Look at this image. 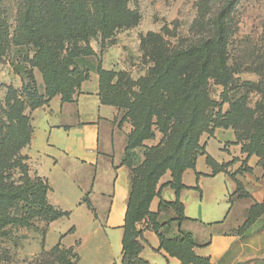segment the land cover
Segmentation results:
<instances>
[{
	"label": "rangeland",
	"instance_id": "1",
	"mask_svg": "<svg viewBox=\"0 0 264 264\" xmlns=\"http://www.w3.org/2000/svg\"><path fill=\"white\" fill-rule=\"evenodd\" d=\"M26 1L0 0V31L5 33L0 38L6 40L0 56L2 120L8 97L10 102L12 97L22 99L24 112L31 117V112L61 87L65 77L69 95L76 91L79 74L85 76L96 66L102 67L104 55L113 77L111 83L104 84L106 98L121 104L122 118L124 104L139 91L141 78L153 75L174 53L199 46L216 34L215 19L226 0H115L114 7L109 0V5L106 0H30V9ZM234 4L222 19L221 41L212 49L222 58L227 87L214 77L208 78L205 90L214 103L207 112L214 118L217 112L228 110L224 99H237L256 119L264 116V0H235ZM40 5L43 15L37 12ZM80 10L84 11L82 16ZM110 16L115 19L106 28ZM198 63L199 56L190 55L179 65L174 82L161 87L166 97L174 100L180 94L177 90L188 86ZM254 119L248 114L245 125L236 129L241 143L248 140L244 131ZM152 128L154 136L131 155L128 150L122 161L138 164L145 159L147 148L163 145L162 133ZM210 145L212 151L219 150L217 141ZM12 172L13 181L20 175L25 177L21 168ZM263 212L264 204L255 206L254 219ZM46 224L37 218L31 228H9V234L0 238V249L7 251L9 259L0 264H27L38 257L42 247L49 250L59 239L57 231L62 225L46 235ZM87 253V249L82 252L83 257Z\"/></svg>",
	"mask_w": 264,
	"mask_h": 264
},
{
	"label": "crops",
	"instance_id": "2",
	"mask_svg": "<svg viewBox=\"0 0 264 264\" xmlns=\"http://www.w3.org/2000/svg\"><path fill=\"white\" fill-rule=\"evenodd\" d=\"M101 65L102 69H112L105 55ZM99 78L91 69L69 100L56 94L35 108L31 112L30 142L21 148L22 173L32 183L47 184L48 204L68 212L51 221L45 232L47 235L62 225L55 244L77 252L73 264L82 260L86 264H121L122 258L131 190V170L122 158L132 125L122 120L117 106L102 102ZM212 141L220 144L219 150L212 151ZM200 143L205 154L197 157L194 169L187 168L181 175L184 187L179 200L186 219L180 227L192 234L198 244L194 253L207 258L209 264H264V212L247 220L251 206L264 202V171L257 164L258 158L241 151L232 128L216 127L211 133H203ZM207 155L222 166L219 171L214 172L207 163ZM171 181L167 170L149 204V211L157 213L160 221L175 216L171 206H160L161 200L176 199ZM137 226L144 239L139 254L143 260L180 264L177 257L160 247L149 218Z\"/></svg>",
	"mask_w": 264,
	"mask_h": 264
},
{
	"label": "trees",
	"instance_id": "3",
	"mask_svg": "<svg viewBox=\"0 0 264 264\" xmlns=\"http://www.w3.org/2000/svg\"><path fill=\"white\" fill-rule=\"evenodd\" d=\"M106 1L108 3V0ZM114 2L115 0H109L110 6H116ZM26 3L29 4L27 9L33 8L30 0ZM234 3L235 0H226L223 4L215 19L217 31L212 38L199 46L174 53L153 75L141 78L139 91L133 100L124 104L126 111L122 119H128L132 125L127 136L124 154L127 155L129 150L131 155V152L141 146L144 140L152 138L153 126L162 133L163 145L158 144L147 148L145 159L138 164L128 165L123 161L131 170V190L123 225L121 264H151L139 255L144 239L142 229L138 228L137 223L146 217L149 218L152 229L160 239V247L169 255L177 257L180 264H209L207 258L194 253L193 247L198 244L192 234L180 227L181 222L186 219L183 214V205L179 200V192L184 187L181 183V175L187 168L194 169L197 157L205 154L204 145L200 143L203 133H211L216 127L232 128L235 133V142L241 145V151L246 153L247 157L255 155L258 158L257 164L261 163L264 171V116L259 115L254 119L253 111L245 105L240 107L237 99L232 101L224 99L223 101L229 104L228 110L225 113L217 112L214 118H211L207 112L214 103L205 90L208 78L214 77L216 81L227 87L226 73L220 62L222 58L212 49L221 41L222 19L235 5ZM83 4L86 5L85 2H82ZM41 8L40 5L38 8L40 10H35L39 12L38 15H43ZM80 13L82 16L84 11L80 10ZM115 16L119 19L118 15ZM113 19L115 18L111 16L108 18L106 28ZM3 31H0V37L2 33L5 34ZM5 42L6 40L3 41L0 38V56L4 52ZM190 55L199 56L197 71L188 86L179 88L180 90L177 91L180 94L174 100H170L161 87L165 88L171 80L174 82L179 65ZM95 70L100 77L98 91L102 102L115 105L120 110L121 104L108 100L104 90V84L109 81L111 83L110 79L113 78L111 70L102 69L99 65ZM88 73L89 71L85 76L79 74L76 78V88L87 78ZM67 79L64 78L61 87L54 90L49 98L56 94H60L63 100L71 98L74 92L69 95L64 86ZM10 100L8 97L6 101L5 119L0 118V238L6 237L11 227L31 228L37 218L45 220L47 227L51 221L68 214L48 204L47 184L32 183L23 175L18 176L17 181L11 180L12 171L15 168H21V148L30 142L32 126L30 115L24 112V101L18 97H12L11 102ZM248 114L255 122L245 129L244 135L248 140L241 143L236 129L240 125H245L243 123H246ZM206 161L214 172L222 167L209 155L206 156ZM167 170L172 176L169 184L175 190L176 199L173 202L161 200L160 206H171L175 216L166 221H160L157 213L149 211V204L156 194L158 180ZM239 185L238 181V189ZM262 204L264 202L251 206L248 211V221L254 219L252 214L254 207ZM173 222L177 224V227ZM44 236L45 234L43 238ZM37 256L27 264H73L74 260L78 259V255L71 247H63L59 242L49 250L42 247ZM8 259L7 251L0 249V263Z\"/></svg>",
	"mask_w": 264,
	"mask_h": 264
}]
</instances>
